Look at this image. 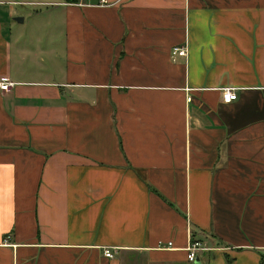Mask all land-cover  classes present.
I'll use <instances>...</instances> for the list:
<instances>
[{
	"label": "crops",
	"instance_id": "0c3cea01",
	"mask_svg": "<svg viewBox=\"0 0 264 264\" xmlns=\"http://www.w3.org/2000/svg\"><path fill=\"white\" fill-rule=\"evenodd\" d=\"M99 1L0 0V264H261L264 0Z\"/></svg>",
	"mask_w": 264,
	"mask_h": 264
},
{
	"label": "built area",
	"instance_id": "2783aa9c",
	"mask_svg": "<svg viewBox=\"0 0 264 264\" xmlns=\"http://www.w3.org/2000/svg\"><path fill=\"white\" fill-rule=\"evenodd\" d=\"M107 0H100L99 5H107ZM188 57V47L176 46L171 51V59L173 62H177L179 59H186ZM17 84L12 82L7 78H0V91L4 93H10ZM238 99V94L234 88H225L222 90V100L225 104L233 103ZM172 243L168 244V247H171ZM165 245L162 246L164 248ZM187 250V259L189 262L194 263L199 259L200 253L204 251H210L211 248L208 243L202 240H198L190 235L189 244L186 248ZM105 256L107 258H113L114 254L111 249H105Z\"/></svg>",
	"mask_w": 264,
	"mask_h": 264
},
{
	"label": "water",
	"instance_id": "95a60500",
	"mask_svg": "<svg viewBox=\"0 0 264 264\" xmlns=\"http://www.w3.org/2000/svg\"><path fill=\"white\" fill-rule=\"evenodd\" d=\"M16 21H17V22H23L24 20H23V18H16ZM196 264H199V261L196 262Z\"/></svg>",
	"mask_w": 264,
	"mask_h": 264
},
{
	"label": "trees",
	"instance_id": "16d2710c",
	"mask_svg": "<svg viewBox=\"0 0 264 264\" xmlns=\"http://www.w3.org/2000/svg\"><path fill=\"white\" fill-rule=\"evenodd\" d=\"M261 264H264V259H263V261L261 262Z\"/></svg>",
	"mask_w": 264,
	"mask_h": 264
},
{
	"label": "rangeland",
	"instance_id": "374dc122",
	"mask_svg": "<svg viewBox=\"0 0 264 264\" xmlns=\"http://www.w3.org/2000/svg\"><path fill=\"white\" fill-rule=\"evenodd\" d=\"M37 9H43V8L41 7V8H37Z\"/></svg>",
	"mask_w": 264,
	"mask_h": 264
}]
</instances>
